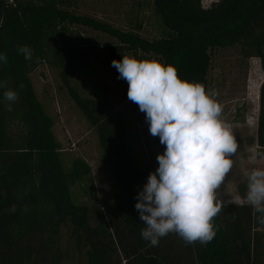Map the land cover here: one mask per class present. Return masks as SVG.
I'll use <instances>...</instances> for the list:
<instances>
[{
    "label": "trees",
    "instance_id": "1",
    "mask_svg": "<svg viewBox=\"0 0 264 264\" xmlns=\"http://www.w3.org/2000/svg\"><path fill=\"white\" fill-rule=\"evenodd\" d=\"M14 2L0 0V53L6 56V63H0V81L5 82L0 88V264H43L42 246L55 254L68 215L88 246L84 264H264V224L258 223L248 203L223 204L212 218L215 236L205 244H187L175 233L159 238L156 246L142 239L145 225L134 197L151 166L136 160L124 118L107 117L114 109L107 90L103 87L98 98L88 97L71 79L74 73L99 74L91 60L94 48L77 27L113 38L108 48L115 60L130 55L171 64L181 79L199 82L206 91L214 51L237 48L243 58H258L264 72V0H218L207 8L200 0H152L162 25V35L155 39L74 13L71 0ZM22 46L31 49V59L17 51ZM42 63L57 70L69 98L95 133L114 183L106 206L97 204L95 197L92 210L60 200L59 191L65 192L72 179L88 177L90 168L74 158L63 170L54 120L30 79ZM9 89L16 92L15 101L3 99ZM256 143L258 151H264V81ZM33 236L40 237L42 246L32 242ZM50 264H56L53 256Z\"/></svg>",
    "mask_w": 264,
    "mask_h": 264
},
{
    "label": "rangeland",
    "instance_id": "2",
    "mask_svg": "<svg viewBox=\"0 0 264 264\" xmlns=\"http://www.w3.org/2000/svg\"><path fill=\"white\" fill-rule=\"evenodd\" d=\"M71 1L70 10L74 13L107 22L123 30L132 29L148 39L162 35V25L153 12L152 0ZM200 1L207 8L218 0ZM77 29L86 43L94 48L91 60L98 65L99 74L89 76L74 73L71 75L73 83L83 95L92 98H98L103 87L107 90L114 108L107 113V117L111 120L120 116L124 118L129 147L136 160L145 167L151 166V172H154L158 166L156 156L163 153L164 146L160 144L158 137L150 135L144 113L127 98V82L118 79L117 70L111 66L114 57L108 47L115 40L90 28ZM75 30L76 26H73L67 33L72 36ZM30 79L37 98L54 120L53 132L61 145L63 170H68L74 158L82 159L90 168L88 177L72 179L73 183L65 192L59 191L60 200L66 206L85 205L92 210L95 197L97 204L106 206L114 191V183L92 127L69 98L57 70L42 63L30 74ZM208 81V89L215 90V99L222 106L221 116L229 124L238 144L237 152L231 157L232 168L216 190L217 199L224 205L247 203L244 199L247 175L253 168H264V161H253L250 158L253 152L258 151L256 131L259 89L264 81V72L256 57L243 58L237 48L218 50L211 53ZM11 129L13 132L19 130L17 127ZM145 182L146 180L137 185L138 191ZM94 223L93 218L90 224ZM31 240L42 246L40 237L33 236ZM42 247L43 264H50L52 256L56 264H84L87 260V243L83 235L74 230L69 215L59 229L55 254H51L47 247Z\"/></svg>",
    "mask_w": 264,
    "mask_h": 264
},
{
    "label": "clouds",
    "instance_id": "3",
    "mask_svg": "<svg viewBox=\"0 0 264 264\" xmlns=\"http://www.w3.org/2000/svg\"><path fill=\"white\" fill-rule=\"evenodd\" d=\"M17 51L26 60L32 57L27 46ZM0 63H6L4 53ZM111 66L117 78L127 82V98L144 113L150 135L164 146L156 156L158 166L134 197V208L145 225L141 238L152 246L169 233L187 244L210 242L215 236L212 218L223 207L216 190L238 149L215 90L181 79L173 65L156 59L124 55L113 59ZM0 88H5L4 81ZM3 99L15 101L17 94L5 90ZM250 158L264 161V151L253 152ZM244 199L254 208L258 223L264 224V168H253L247 175Z\"/></svg>",
    "mask_w": 264,
    "mask_h": 264
},
{
    "label": "built area",
    "instance_id": "4",
    "mask_svg": "<svg viewBox=\"0 0 264 264\" xmlns=\"http://www.w3.org/2000/svg\"><path fill=\"white\" fill-rule=\"evenodd\" d=\"M7 2V4H11V5H14V0H5Z\"/></svg>",
    "mask_w": 264,
    "mask_h": 264
},
{
    "label": "crops",
    "instance_id": "5",
    "mask_svg": "<svg viewBox=\"0 0 264 264\" xmlns=\"http://www.w3.org/2000/svg\"><path fill=\"white\" fill-rule=\"evenodd\" d=\"M139 185V184H138ZM136 190H137V186H136ZM138 191V190H137ZM231 202V201H230ZM226 204H240V203H226ZM120 258H122V260H124L123 257L120 256ZM123 263V262H122Z\"/></svg>",
    "mask_w": 264,
    "mask_h": 264
}]
</instances>
